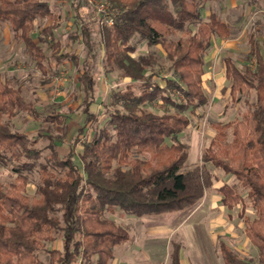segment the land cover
<instances>
[{
	"label": "trees",
	"instance_id": "16d2710c",
	"mask_svg": "<svg viewBox=\"0 0 264 264\" xmlns=\"http://www.w3.org/2000/svg\"><path fill=\"white\" fill-rule=\"evenodd\" d=\"M89 1L71 0L78 16L74 21L86 40L82 68L76 55L61 53L54 41L59 17L47 0H0V25L6 24L37 63L48 74L46 52L51 44L58 66L65 62L78 69L77 82L85 93V126L72 139L66 154L56 145L67 138L66 117L50 115L43 119L34 102L24 98L22 87H15L0 73V164L12 165L16 180L8 187L0 182V264H110L113 248L126 243V229L105 218L115 207L136 217L185 212L200 204L214 185L215 175L208 164L232 175L248 192L255 210L254 219L245 218V233L258 249V262L239 256L223 239L218 249L224 264H264V54L252 34L245 64L238 67L231 56L223 59L226 77L232 81L231 98L254 92L255 102L242 118L215 123L216 134L201 158V164L184 170L188 146L179 142L190 123L189 114L209 105L203 75L205 57L213 38L231 39L229 23L212 13L207 22L202 12L210 0H100L109 5L108 21L95 31V10ZM90 10V11H89ZM53 20L38 27V20ZM199 24L195 34L190 27ZM77 25V26H79ZM184 32L186 38L169 41L165 34ZM98 36L96 39L94 36ZM52 41H48V38ZM139 37L148 46H162L170 62L166 86L152 83L156 73L149 71L158 62L154 54L134 57L131 40ZM51 42V43H50ZM104 53V57L102 56ZM107 71L116 65L126 89L113 90L108 116L102 129L93 130L82 141L88 127L97 121L90 110L95 100L100 61ZM141 84V91L134 89ZM161 108L162 114L151 108ZM24 112L35 120L56 124L62 135L51 144L52 156L41 163L43 150L37 138L16 131L11 119ZM86 137V135H85ZM79 145L82 147L78 152ZM39 168L37 196L28 192L29 174ZM222 204L234 209L244 203L235 184H223ZM244 214V212H243ZM62 250H48L44 261L39 253L58 238ZM181 241L171 242L169 264H182Z\"/></svg>",
	"mask_w": 264,
	"mask_h": 264
},
{
	"label": "rangeland",
	"instance_id": "374dc122",
	"mask_svg": "<svg viewBox=\"0 0 264 264\" xmlns=\"http://www.w3.org/2000/svg\"><path fill=\"white\" fill-rule=\"evenodd\" d=\"M47 1L59 17V27L55 32L54 41L60 43L61 53L76 55L82 68L86 55V40L80 32V25L74 21L78 16L71 6V0ZM89 2L95 10L97 20L95 31H99L101 26L99 19L103 23L108 21L111 9L108 4L100 0ZM212 13L218 14L222 20L230 24L233 35L231 39L225 40L213 38L212 46L206 54L205 74L202 79L210 102L196 113L189 114L191 123L188 129L178 136L177 140L187 145L189 151V159L184 170L201 164V154L210 146L216 134L215 123H227L242 118V114L255 102V94L252 91L238 95L239 100L234 101L231 98L229 89L232 81L225 77L223 59L231 56L237 66L242 67L250 51L249 37L252 34L261 43L264 54V0H210L202 12L201 22H207ZM52 21L38 20L36 30L32 34L33 38L39 37L38 27L48 25ZM199 24L190 27L192 34L196 33ZM186 35L177 31L165 34L169 41L186 38ZM97 37L94 36L95 39ZM48 41H52L50 37ZM51 44L42 45L48 66V74L44 75L37 68L36 60L28 54L26 46L14 38L10 27L6 24L0 25V73L15 87L23 88L25 100L36 104L42 119L56 114L66 117L67 138L59 146L56 145L57 152L62 155L67 153L70 142L85 126L87 119L84 113L85 93L77 82L79 68L70 62L58 66L53 58L54 49ZM131 45L136 47V52L132 54L136 58L155 55L158 63L149 69L156 73L151 82L165 87L164 79L170 78L172 73L168 71L170 62H167L162 46H148L139 37L131 40ZM102 56L104 57V53ZM104 63V59H101V73L98 74L95 92L96 102L90 107V110L97 115V121L91 128L86 129V137L80 136L82 141L90 139L93 130L105 126L104 122L108 116L105 107L110 105V91L126 89L129 83L122 78V72L116 65L111 67L110 72L107 71ZM140 86L141 84H135L134 89L140 92ZM151 109L162 114L158 106ZM10 122L16 131L24 132L31 137L38 139L40 134L47 135L40 138L37 143V147L43 150L44 157L41 163H47L52 156V142L58 135L63 134L57 130L56 124L35 120L24 112L19 113ZM81 150L82 147L79 145L78 152ZM208 168L214 173L215 180L213 187L206 193L207 200L202 205L200 203L185 212L147 217H136L117 207L105 213V218L126 229L131 238L130 241L113 248L114 257L118 262L119 257L121 262L127 261L130 264H168L169 242L173 239L184 243L182 253L184 264H224L217 246L218 238L228 242L242 258L258 262V249L250 243L245 233V218L254 219L256 216L247 190L241 187L234 176L225 174L211 164H208ZM15 180L16 174L12 170V165L0 164V182L8 187ZM225 183L237 185L244 196V203L232 210L221 203L219 187ZM39 184V168H36L29 174L27 193L31 197L37 196ZM62 248L63 241L59 237L55 242L46 245L45 251L39 253L40 258L47 261L50 257L48 250H62ZM144 257L145 259L140 261L139 258Z\"/></svg>",
	"mask_w": 264,
	"mask_h": 264
},
{
	"label": "crops",
	"instance_id": "0c3cea01",
	"mask_svg": "<svg viewBox=\"0 0 264 264\" xmlns=\"http://www.w3.org/2000/svg\"><path fill=\"white\" fill-rule=\"evenodd\" d=\"M224 71H225V66H224ZM100 76V75H99ZM225 77H226V71H225ZM99 78V77H98ZM128 82V81H127ZM98 85V84H97ZM97 90V89H96ZM114 90H117V89H114ZM119 90V89H118ZM122 90V89H121ZM113 90H111L110 91V94H111V92H112ZM229 91H231V89H229ZM231 95V94H230ZM110 97V96H109ZM201 158H202V154H201ZM221 187V186H220ZM220 187H219V189H220ZM207 193V192H206ZM207 200V197H206V194H205V197H204V199L202 200V202H201V205L204 203V201H206ZM216 202V199H215V201H214V203ZM222 203V202H221ZM181 219H178V221H180ZM226 237V236H225ZM227 238V237H226ZM130 239L131 238H129V240L128 241H130ZM220 239L218 238V240H217V244H218V241H219ZM224 240V239H223ZM249 240V239H248ZM127 241V242H128ZM173 241V239H171L170 240V242H169V251H168V264H169V259H170V253H171V242ZM181 241V240H180ZM182 242V241H181ZM251 243V242H250ZM182 244H183V247H184V243L182 242ZM229 244V243H228ZM230 245V244H229ZM231 246V245H230ZM115 249V248H114ZM114 249H113V258L111 259V261H110V264H130L129 262H127V261H125V262H121L120 261V258L118 257V259H119V262L117 261V259H116V257H114ZM182 253H183V249H182V252H181V263L182 264H184L183 262H184V259L182 260ZM142 255V254H141ZM147 258H149V256H147ZM140 259V261H142L143 259H145V257L144 258H139Z\"/></svg>",
	"mask_w": 264,
	"mask_h": 264
},
{
	"label": "built area",
	"instance_id": "2783aa9c",
	"mask_svg": "<svg viewBox=\"0 0 264 264\" xmlns=\"http://www.w3.org/2000/svg\"><path fill=\"white\" fill-rule=\"evenodd\" d=\"M102 8H104V6H102Z\"/></svg>",
	"mask_w": 264,
	"mask_h": 264
}]
</instances>
